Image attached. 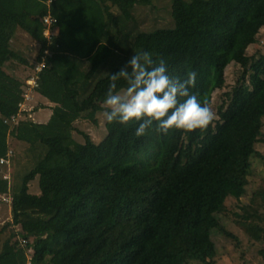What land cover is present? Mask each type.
Listing matches in <instances>:
<instances>
[{
	"label": "trees",
	"instance_id": "16d2710c",
	"mask_svg": "<svg viewBox=\"0 0 264 264\" xmlns=\"http://www.w3.org/2000/svg\"><path fill=\"white\" fill-rule=\"evenodd\" d=\"M46 2L0 0V158L12 139L31 160L21 178L14 175L17 184L0 172V204L11 199V220L0 225V264H27L30 249L32 264H219L214 232L240 249L219 215L247 195L251 160L264 161L256 150L264 144V55H248L264 29V0H171L174 29L152 33L135 17L152 0ZM48 11L58 27L50 42L43 36ZM18 32L38 45L32 72L50 52L36 95L53 107L46 123L10 128L4 121L17 114L31 76L16 75L25 63L12 46ZM140 51L165 58L169 75L181 80L195 71L191 91L212 107L226 68L241 71L205 129L137 138L134 121L105 122L100 143L84 133L76 141L78 120L97 124L109 73ZM35 180L37 194L29 187ZM252 197L262 208L242 207L237 227L264 264V180Z\"/></svg>",
	"mask_w": 264,
	"mask_h": 264
},
{
	"label": "rangeland",
	"instance_id": "374dc122",
	"mask_svg": "<svg viewBox=\"0 0 264 264\" xmlns=\"http://www.w3.org/2000/svg\"><path fill=\"white\" fill-rule=\"evenodd\" d=\"M171 0H152V4L147 7H141L136 12L135 17L140 23V28L145 33H152L161 29H174L175 23L172 17ZM116 13V11H115ZM12 46L24 59L25 63L19 65L16 75L24 79L28 74H32L30 64L35 62L38 45L36 42H32L28 36L22 32H18L12 41ZM264 55V29L260 32L257 37V42L248 49V55ZM241 68L237 64H231L225 70V87L222 90L216 91L212 96L213 111L216 114V108L220 104L223 94L231 91L238 76ZM34 111L42 110L35 116L36 123H43L48 121L51 116V110L42 98L36 95L35 102L33 103ZM232 105L229 104L227 111H230ZM44 110V111H43ZM97 124L92 123L87 119H80L74 127L76 131L73 137L76 141L83 143V137L80 133L88 135L91 140L98 144L106 136L105 121L100 116V113L96 114ZM264 131V130H263ZM26 145L18 143L15 140L10 139V149L13 151V158L9 168L3 167L0 169L1 174H7L10 181L14 185V175L18 172L19 177L29 170L31 164L30 156L26 153ZM256 150L264 156V144H257ZM252 162V176L250 177V184L247 188V195L240 201L229 200L226 203L225 208L219 215L222 223L225 227L238 236L240 239V249L236 246V242L227 239L214 232L212 234V240L217 246V253L219 258V264H263L261 258L258 255V246H254L252 242L244 236L237 224L243 220L241 217V208H251L254 210H261L262 203L260 200H256L252 197L253 192L256 190L258 185L264 180V161L253 158ZM25 168L22 171V168ZM30 192L33 194L38 193L37 180L30 183ZM11 220L10 207L6 203L0 204V225L7 223ZM16 232L19 233V228L15 227Z\"/></svg>",
	"mask_w": 264,
	"mask_h": 264
},
{
	"label": "clouds",
	"instance_id": "9594fccd",
	"mask_svg": "<svg viewBox=\"0 0 264 264\" xmlns=\"http://www.w3.org/2000/svg\"><path fill=\"white\" fill-rule=\"evenodd\" d=\"M196 77L195 71L183 80L173 77L165 58L154 59L149 51L134 53L119 71L109 73L100 116L107 124L136 122L137 138L167 135L173 129H205L215 119V112L209 101L191 91ZM118 82H123L119 90Z\"/></svg>",
	"mask_w": 264,
	"mask_h": 264
},
{
	"label": "built area",
	"instance_id": "2783aa9c",
	"mask_svg": "<svg viewBox=\"0 0 264 264\" xmlns=\"http://www.w3.org/2000/svg\"><path fill=\"white\" fill-rule=\"evenodd\" d=\"M55 0H47L46 4L48 8ZM44 31L43 36L47 39L48 42L52 40V38L58 33L57 20L52 16L50 11L43 17ZM50 56V52L46 50L44 52L43 61L36 66L33 70L31 76L26 81V89L23 95V100L19 104V109L16 115H13L11 118L6 119L4 121L5 124L9 125L10 128H13L19 124L21 120H31L32 122H36L35 120V112L33 103L36 98V90L38 88L37 82V74L44 67L45 61ZM13 155V151L11 149L8 150L5 157L0 158V166L9 168L11 165V158ZM3 178L5 180H9L7 174H4ZM10 196L2 197V201L6 204H10ZM21 244L24 245L27 243L26 240H20ZM33 253L32 249H30L27 253V264H32L31 262V254Z\"/></svg>",
	"mask_w": 264,
	"mask_h": 264
},
{
	"label": "crops",
	"instance_id": "0c3cea01",
	"mask_svg": "<svg viewBox=\"0 0 264 264\" xmlns=\"http://www.w3.org/2000/svg\"><path fill=\"white\" fill-rule=\"evenodd\" d=\"M45 101V100H44ZM46 104H47V106L49 107V110H51V112H52V107H53V105L52 104H50V103H48L47 101H46ZM42 110H39V111H36L35 112V116L37 115V113H39V112H41ZM44 111V110H43ZM52 114V113H51ZM34 116V117H35ZM47 121H45V122H43V123H46ZM40 123V122H39Z\"/></svg>",
	"mask_w": 264,
	"mask_h": 264
}]
</instances>
